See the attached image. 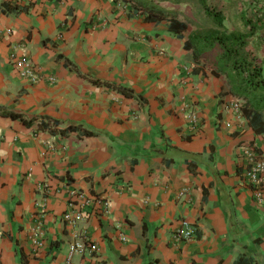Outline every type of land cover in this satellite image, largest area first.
Wrapping results in <instances>:
<instances>
[{
  "label": "crops",
  "instance_id": "0c3cea01",
  "mask_svg": "<svg viewBox=\"0 0 264 264\" xmlns=\"http://www.w3.org/2000/svg\"><path fill=\"white\" fill-rule=\"evenodd\" d=\"M212 1L264 62V0ZM169 25L116 0H0V264L66 263L72 189L110 201L80 225L100 245L86 264H264V201L246 164L248 146L264 155V133L236 120L227 76ZM12 53L43 78L21 77ZM183 219L196 237L177 242Z\"/></svg>",
  "mask_w": 264,
  "mask_h": 264
},
{
  "label": "trees",
  "instance_id": "16d2710c",
  "mask_svg": "<svg viewBox=\"0 0 264 264\" xmlns=\"http://www.w3.org/2000/svg\"><path fill=\"white\" fill-rule=\"evenodd\" d=\"M116 1L123 2L130 11L144 14L148 22L168 21L172 32L186 38L185 47L193 51L194 61L202 62L214 75L227 76L232 93L244 102L242 104L244 116L250 120L257 133H264V62L248 49L249 35L238 30L230 32L225 24L224 12L217 4L209 3L208 0ZM164 4L171 6L167 7ZM186 5L197 9L196 15L205 19L202 26L180 8ZM191 26L200 29L190 33ZM205 29H208V32H205ZM117 89L131 95L126 89ZM2 115L20 119L26 125H32L38 119L37 117L28 119L22 113L14 111H2ZM56 124L58 123L54 122V125ZM50 126V120L40 121L41 129H49ZM76 128L69 125L61 133ZM51 131L55 132V129Z\"/></svg>",
  "mask_w": 264,
  "mask_h": 264
},
{
  "label": "built area",
  "instance_id": "2783aa9c",
  "mask_svg": "<svg viewBox=\"0 0 264 264\" xmlns=\"http://www.w3.org/2000/svg\"><path fill=\"white\" fill-rule=\"evenodd\" d=\"M14 68L24 79L30 83L39 82L43 76L36 69V65L25 53L10 55ZM40 70V69H39ZM50 82H54L53 76L47 77ZM229 109L233 112L236 120H244L241 102H231ZM195 119L198 118L194 114ZM247 159V179L252 187L255 198L259 203L264 201V155L255 144L248 146ZM48 188V187H47ZM110 201L107 197L100 194H91L83 190L72 189L69 191L67 208L62 214V220L66 229L70 232L71 243L68 257L65 264H86V257L95 258L100 252L98 241L93 240L86 226H80L83 221L91 217L108 216ZM43 213V211L41 212ZM44 214H41L42 217ZM174 238L177 242L190 241L196 237V229L192 222L183 219L180 227L175 231ZM45 238L44 224L41 218L38 220L32 235L33 243L37 246L42 245ZM126 240V237H123ZM78 257V258H76Z\"/></svg>",
  "mask_w": 264,
  "mask_h": 264
},
{
  "label": "rangeland",
  "instance_id": "374dc122",
  "mask_svg": "<svg viewBox=\"0 0 264 264\" xmlns=\"http://www.w3.org/2000/svg\"><path fill=\"white\" fill-rule=\"evenodd\" d=\"M209 3H212L213 1L212 0H208ZM166 5L167 7H170L171 5L170 4H164ZM180 8L183 10V12L186 14H188L190 17H192L195 21H197L199 23L200 26H202L205 22V19L203 17H199L197 16L196 14L198 13L197 12V9H195L194 7H192L191 5H186V6H180ZM231 9V8H230ZM232 11L229 10V13H231ZM186 14V15H187ZM241 18L239 21L235 20L233 22V24L237 27V26H241ZM227 25H228V21H227ZM233 25V26H234ZM196 28V27H195ZM194 29V28H192ZM209 29V28H208ZM208 29H205V32H208ZM241 102V104H243L244 102L242 100H239Z\"/></svg>",
  "mask_w": 264,
  "mask_h": 264
}]
</instances>
